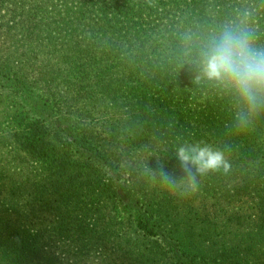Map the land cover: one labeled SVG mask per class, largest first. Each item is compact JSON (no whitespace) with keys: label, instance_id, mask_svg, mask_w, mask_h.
<instances>
[{"label":"trees","instance_id":"16d2710c","mask_svg":"<svg viewBox=\"0 0 264 264\" xmlns=\"http://www.w3.org/2000/svg\"><path fill=\"white\" fill-rule=\"evenodd\" d=\"M241 6L264 33V0H0V75L11 82L0 89L39 90L12 118L28 165L0 197V264H48L45 250L77 244L88 219L92 245L130 234L120 258L137 264H242L233 251L263 250L264 113L238 131L230 98L194 82L181 40ZM197 141L231 167L189 196L153 170L179 179L176 149Z\"/></svg>","mask_w":264,"mask_h":264},{"label":"clouds","instance_id":"9594fccd","mask_svg":"<svg viewBox=\"0 0 264 264\" xmlns=\"http://www.w3.org/2000/svg\"><path fill=\"white\" fill-rule=\"evenodd\" d=\"M256 11L249 6L237 8L232 15L207 30L189 29L182 33L184 55L194 56V82L212 84L232 101L235 128L250 127L264 113V40L257 26ZM183 176L175 178L159 165L154 175L171 188L183 187L186 195L200 189V177L230 170L224 151L204 142H185L177 147Z\"/></svg>","mask_w":264,"mask_h":264},{"label":"rangeland","instance_id":"374dc122","mask_svg":"<svg viewBox=\"0 0 264 264\" xmlns=\"http://www.w3.org/2000/svg\"><path fill=\"white\" fill-rule=\"evenodd\" d=\"M53 3H55L57 7H61V0H53ZM62 11H64V9H62ZM28 74L33 77L31 73ZM0 82L2 83L1 85L5 87L11 83L8 76L4 77L3 75H0ZM37 93H39L38 89L35 90V93L25 94V98L23 99L20 93H13L0 89V197L4 200H6L5 197L10 189L17 188L18 185L24 181L27 175L28 165L24 162L27 157L24 151L13 144L15 140L13 135L15 123L12 118H14L16 114L22 115L26 112L30 107L29 103L33 100L35 95H38ZM125 177L126 176L122 174L121 180H124ZM244 207L246 208V205ZM253 210L255 209L253 208ZM87 222H89V227L86 226L87 223L85 225L74 224L81 231V235L75 237L77 238V244L73 240H68L67 238L65 241H57L54 246L55 248L45 250L47 252L45 257L49 262L48 264H137L132 260H123L120 258L122 251H128L131 245L134 244V239L130 234L122 231V234L116 238H100L99 234L98 243L92 245L90 242L96 239L97 235L91 234L90 229L92 228L90 227L93 226L91 219H88ZM161 235L162 232L160 231V233H156L152 237L155 240H160L162 238ZM200 239L201 238H198L196 242H199ZM139 244L149 247L155 243L147 239H142L139 241ZM75 247H83L84 251H75ZM207 252L214 255L220 251ZM232 253L239 254L242 260L240 258L238 259L242 261V264H264V248L262 251H233ZM226 262L225 260L218 262L210 261L206 264H224ZM171 263V260H167L166 262L160 261L154 264ZM143 264H150V261Z\"/></svg>","mask_w":264,"mask_h":264}]
</instances>
